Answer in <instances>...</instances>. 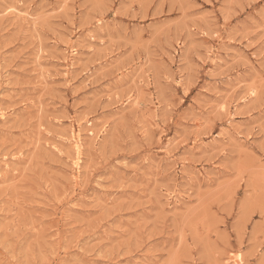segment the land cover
Here are the masks:
<instances>
[{
	"label": "rangeland",
	"instance_id": "obj_1",
	"mask_svg": "<svg viewBox=\"0 0 264 264\" xmlns=\"http://www.w3.org/2000/svg\"><path fill=\"white\" fill-rule=\"evenodd\" d=\"M0 264H264V0H0Z\"/></svg>",
	"mask_w": 264,
	"mask_h": 264
},
{
	"label": "bare ground",
	"instance_id": "obj_2",
	"mask_svg": "<svg viewBox=\"0 0 264 264\" xmlns=\"http://www.w3.org/2000/svg\"><path fill=\"white\" fill-rule=\"evenodd\" d=\"M77 135V134H76ZM76 145V144H75Z\"/></svg>",
	"mask_w": 264,
	"mask_h": 264
}]
</instances>
